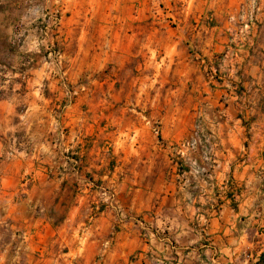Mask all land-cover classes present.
<instances>
[{
  "label": "crops",
  "instance_id": "0c3cea01",
  "mask_svg": "<svg viewBox=\"0 0 264 264\" xmlns=\"http://www.w3.org/2000/svg\"><path fill=\"white\" fill-rule=\"evenodd\" d=\"M166 3L23 1L61 14L70 85L30 87L18 124L0 99V264H264V0Z\"/></svg>",
  "mask_w": 264,
  "mask_h": 264
},
{
  "label": "rangeland",
  "instance_id": "374dc122",
  "mask_svg": "<svg viewBox=\"0 0 264 264\" xmlns=\"http://www.w3.org/2000/svg\"><path fill=\"white\" fill-rule=\"evenodd\" d=\"M23 1L0 0V99H8L13 104L16 124L28 115L26 99L30 87H42L43 95L49 102L53 96L49 88L55 84L70 85L68 74L60 66L64 47L58 38L61 14L43 12L31 16L24 11ZM160 3L163 6L167 5L166 0L162 2L159 0ZM53 14L59 17L60 23L57 26H54L49 18ZM42 69H45V73L40 78ZM107 72L106 69L103 74L96 73L91 78L88 74L80 83L87 86L92 80H98L99 75L106 77ZM100 78L101 81L104 79ZM46 104V109L40 112L39 109H35L30 117L33 119L41 117L43 121L39 130L40 135H46L54 148V123L57 118L61 121L64 108L54 109L53 105ZM16 138L24 140L25 131L22 128L16 131Z\"/></svg>",
  "mask_w": 264,
  "mask_h": 264
},
{
  "label": "built area",
  "instance_id": "2783aa9c",
  "mask_svg": "<svg viewBox=\"0 0 264 264\" xmlns=\"http://www.w3.org/2000/svg\"><path fill=\"white\" fill-rule=\"evenodd\" d=\"M163 0H161L162 2ZM160 8H163V4L160 3L159 4ZM249 8L251 10L250 12V19L251 20H255L256 18V14L258 13V11L260 10V0H249ZM51 19V23L54 26L59 25L60 21H59V17L57 16V14H53L52 16L49 17ZM248 24H244L242 26V30L240 31V33L245 36L246 32L248 30ZM59 116H61V112L59 114ZM154 131L155 133L160 136L161 135V129H160V125L159 124H155L154 125ZM67 136V130L65 127H63L61 121L59 118H57L55 120L54 123V129H53V147L55 148V150H57L58 152L66 155L67 154V150L64 146V140ZM188 146H193L195 145L194 141H191L187 144ZM47 171H50V168L48 167ZM34 181V177L31 174H26L25 177L22 180V185L24 187V189H27L29 187V185H31V183H33ZM103 194L105 195L107 201L109 203L113 202L114 200V193L109 191V190H103Z\"/></svg>",
  "mask_w": 264,
  "mask_h": 264
}]
</instances>
